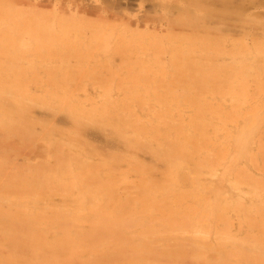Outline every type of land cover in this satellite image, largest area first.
Instances as JSON below:
<instances>
[{"label":"bare ground","instance_id":"6f19581e","mask_svg":"<svg viewBox=\"0 0 264 264\" xmlns=\"http://www.w3.org/2000/svg\"><path fill=\"white\" fill-rule=\"evenodd\" d=\"M25 1L10 10L0 0V264L202 262L171 258L179 245L138 241L140 220L159 221L162 232L200 225L220 236L254 221L235 239L264 257V90L250 78L219 81L229 88L216 91L189 87V47L202 35L196 13L213 5ZM249 1L227 0L233 11ZM107 7L133 14L122 40L109 31L96 47L122 63L115 77L75 84L30 74V9L51 16L34 22L58 30ZM138 63L149 80L134 79Z\"/></svg>","mask_w":264,"mask_h":264},{"label":"rangeland","instance_id":"374dc122","mask_svg":"<svg viewBox=\"0 0 264 264\" xmlns=\"http://www.w3.org/2000/svg\"><path fill=\"white\" fill-rule=\"evenodd\" d=\"M75 1L69 0V3L74 4ZM80 1L83 4L91 3V0ZM1 2L12 10L15 7L22 8L26 1L1 0ZM205 2L213 5V9L196 13L202 23L200 27L202 35L189 47L193 54L190 78H188L189 87L200 91H216L229 88L227 85L218 87L219 81L228 83L250 78L254 83L252 89L264 90V0H250L248 5L235 11L231 10L227 0H205ZM72 13L78 17L84 14L76 10ZM113 13L118 12L107 7L101 13L90 15L85 23L80 24L74 18H68L74 22L67 28L54 30L34 22L42 17L51 16L30 9V27L33 34L30 35V49H34L30 52L32 59L30 74L36 69L38 73L34 74L35 78L48 83L66 78L75 84L107 83L109 79L115 77L112 74L115 72V66L122 63H112L107 59V55L98 51L96 47L104 40V34L109 31H115V37L122 40V37L131 30L121 25L123 23L129 26L128 17L133 15L129 11L124 13L121 11L116 17ZM54 16L65 17L62 12ZM20 39L21 37L18 38ZM260 40L262 44H257ZM82 43L92 44L84 46ZM126 48L137 50L139 46ZM56 60L61 61L56 62ZM240 60L244 62L241 63ZM143 66L144 63H138L133 68L134 79L142 81L150 79V76L144 73ZM33 143L39 145V148H49L47 141L35 139ZM34 153L36 148H30V155ZM156 176L159 178L161 175L156 174ZM218 190L233 196L224 186H218ZM38 203L42 204V200ZM251 224H254V221L238 222L234 230H228L220 236L216 228L207 231L200 225L182 227L175 232H162L161 227L164 225L159 221L140 220L138 226L134 228L133 235L140 242L171 243L182 246L181 252L177 250V246L174 247L177 252L170 251V255L173 256L171 258L185 256L188 259L202 260L201 263L197 262L198 264H208V262L219 264L230 261L239 264H264V257L257 256L260 250L254 249L251 244L245 248L235 239V235L242 237L251 230L248 227ZM232 231H234L233 235H231Z\"/></svg>","mask_w":264,"mask_h":264}]
</instances>
